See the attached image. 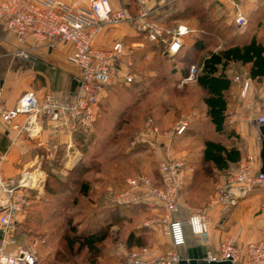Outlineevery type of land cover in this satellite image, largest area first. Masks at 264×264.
Here are the masks:
<instances>
[{
	"label": "rangeland",
	"instance_id": "374dc122",
	"mask_svg": "<svg viewBox=\"0 0 264 264\" xmlns=\"http://www.w3.org/2000/svg\"><path fill=\"white\" fill-rule=\"evenodd\" d=\"M174 5L172 17L166 22V27H162L169 29L184 25L191 30L185 40L184 50L179 54L183 57L178 56L185 62L177 65L172 57H161L159 49L162 47L154 43L150 44L145 39L153 50L151 55L153 63L145 67L138 64L137 77L127 89H119L114 84L115 81L109 85L107 95L98 101V113L92 127L85 133L73 134L76 148L73 147L74 150L68 151L70 154H66L65 161L60 158L48 160L42 157L45 151L39 157L40 167L45 172L37 175L42 178L41 181L44 180L46 183L48 179L52 182L53 177L55 178L52 174L53 169L57 168L59 178L69 184L28 186L23 190L28 194L29 203L17 215L15 235L17 242L23 244L37 239L36 264H119L120 261L125 264L129 252L139 247L128 248L126 253L123 249L126 245L123 239L124 230L118 231L115 227L112 229L111 224L108 226L102 221V211L110 208L101 205L115 204L114 198L125 190L127 178L138 174L155 178L157 162L163 157L173 156L169 153L171 148L172 152L185 150L196 156L192 163L197 165L201 172L197 174V180L193 179L196 181L192 186L198 187L191 192V198L203 199L204 203L197 208L206 207L213 221L212 225L214 224V218L210 214V207L216 201L217 185L214 181L219 176H224L227 181L228 173L220 172L212 164L202 160V143L205 139L214 137L228 144L226 140L228 133H215L203 102L206 93L197 84L195 77L192 80H184V76H180L177 71L182 66L188 69L191 65H195L196 74L199 73V65L210 52L220 51L230 44L248 39L252 35V29L248 27L249 25L245 31L237 27L227 8L216 0H178ZM147 71H155V73H146ZM245 71H248L247 67L239 63L231 62L226 67L227 75L231 78L235 74H244ZM232 87L238 90L239 95V85L233 83ZM255 87L260 94L261 86L256 84ZM235 96L236 93L232 90L226 93L229 103L234 102ZM255 103L251 109L261 111V108H257L261 103ZM149 119L161 132L173 131L178 122L185 120L190 128L187 133H193L194 126L199 129V133L192 135L186 133L183 138L180 137L182 135L177 137L175 134L169 138L164 137L166 147L163 148L162 140H159L155 151L146 143L132 146L131 142L136 136L147 133ZM140 147L153 155L151 164L155 165V169L151 174L141 170L143 161L147 159L145 157H148L147 153L136 154V160L131 159L135 157H129L130 150ZM57 155L60 157V151ZM126 157L130 159L125 160ZM174 158L186 160L184 157L174 156ZM70 163L75 167L73 173L69 172L72 166ZM20 174L8 177L2 173V169L0 172L3 179L17 180ZM83 182L89 185L86 194L80 191V183ZM189 184L184 179L180 194ZM205 186H213V191L210 192L209 187ZM223 203L222 211L227 213L232 203ZM119 225L123 227L124 223ZM96 232H105L106 238L96 243L93 249L81 245L82 241L77 238L79 234ZM142 241L141 247H151L147 239ZM113 257L115 259H112Z\"/></svg>",
	"mask_w": 264,
	"mask_h": 264
},
{
	"label": "built area",
	"instance_id": "2783aa9c",
	"mask_svg": "<svg viewBox=\"0 0 264 264\" xmlns=\"http://www.w3.org/2000/svg\"><path fill=\"white\" fill-rule=\"evenodd\" d=\"M141 1V0H139ZM178 0H156L162 6H171ZM120 7L112 9L109 0H89L87 7H77L66 0H0V22L6 30L16 36L18 41L26 43L31 40L34 46H53L55 42L69 45L66 60L74 64L79 74L75 78L77 84L63 100L53 93H46L38 99L34 92L24 93L12 108H7L2 100L0 86V118L9 123L18 115L24 114L27 122L38 117H46L51 121V142L44 148L48 160H57L59 148L58 136L66 133L69 136L80 130H89L97 115L98 101L102 90L112 83L115 77L124 83L134 80L131 70L130 56L132 48H126L120 40L111 46H95L94 38L104 30L129 22L142 33L151 43L160 45L164 54L176 55L183 46L182 37L191 32L184 25L174 28H164L152 22L147 17L149 11L142 7L138 16L131 18L126 11V0H119ZM234 23L239 28L247 25L244 14L237 12ZM20 57L34 61L26 50L16 53ZM196 77V67L188 68L184 80ZM231 81L239 85V96L245 106L251 108L254 100L248 97L253 81L248 74H235ZM263 98L264 109V79L258 83ZM257 124H264V112L253 118ZM188 122L177 123L173 131L161 132L149 119L146 134H139L131 145L146 143L156 149L160 137H172L181 134ZM141 135V136H140ZM69 150V149H67ZM66 150V151H67ZM61 159V158H60ZM3 154L0 153V172ZM156 177L138 174L126 179L125 190L114 198L115 204L129 205L146 203L152 200L160 202L164 208L162 216L152 217L145 221L146 226L163 224V235L168 236L173 246L185 243L184 228H189L195 237L197 245L203 246L208 240L212 219L206 207L195 209L186 219H173L178 211V200L186 173L192 168L183 158L166 156L156 165ZM30 168V169H29ZM228 182L240 186L243 190L264 188V173L254 170L253 158L230 164L226 171ZM31 167L22 170L20 178L3 179L0 176V264H36L37 239L23 244L17 242V215L28 205V194L23 192L28 186H38L41 178ZM225 203H232L229 193L220 192ZM221 196V197H222ZM264 213V200L260 205ZM44 243V241H40ZM205 258L209 261H230L232 264H264V227L259 240L247 242L241 251L231 236H225L219 242L215 251L206 249ZM182 258L170 250L160 253L153 247L143 246L129 252L125 264H178Z\"/></svg>",
	"mask_w": 264,
	"mask_h": 264
},
{
	"label": "crops",
	"instance_id": "0c3cea01",
	"mask_svg": "<svg viewBox=\"0 0 264 264\" xmlns=\"http://www.w3.org/2000/svg\"><path fill=\"white\" fill-rule=\"evenodd\" d=\"M66 1L72 3L74 6L82 8L87 7L89 2V0ZM216 2L223 4L227 8V12L231 15L233 20L237 12L244 14L247 18V25L240 29L245 31L246 28L248 29V27H251L252 35L249 37L255 36V39L264 45V0H216ZM109 4L114 10L120 7L119 0H109ZM125 6L131 18L138 16L140 8H146L149 11L147 17L148 21L164 27H166V22L172 17V8L174 7L173 5H159L156 0H126ZM166 15H168V18L165 17ZM161 23H164V25ZM188 34L182 37L183 46L176 55L168 56L163 54V56L165 58L172 57L176 60L175 62L177 65H181L182 61L178 56L184 50L185 40ZM118 40L122 41L126 48H132L130 64L135 80L138 74L136 70L138 64L145 67L153 63V56H151L153 55V50L147 45L143 34L139 33L129 22H122L117 26L104 30L94 38L93 44L95 46L108 47L111 46L114 41ZM150 44L152 43L150 42ZM21 50L29 52L34 58V61L18 56L16 53ZM68 50L69 45L63 42H55L51 47L34 46L31 40L22 43L18 41L14 34L8 32L5 26L0 22V86L2 87V100L6 107H14L17 100L26 92H34L38 99H41L46 93L50 92L61 100L65 99L71 91L70 86L72 80L79 74L78 68L66 60ZM246 67L248 71H245V73L249 74V66L246 65ZM146 73L154 74L155 71H147ZM175 75H177V73ZM229 78L231 80V77ZM113 81H115L114 84L121 90L131 86L119 80L118 77H115ZM109 85L102 90L99 99L107 95V88L110 87ZM255 86L256 84H253L250 88L248 97L252 98L254 103L260 102L261 106H257V108H261V111L264 112L263 98L261 94L258 93ZM231 90L233 93H236V99L233 103H228L226 126L234 130L237 135L226 139L228 142L227 145L229 147L235 146L240 150V161L245 160L248 156L252 157L254 170L260 171V124L253 121V118L260 115L262 112H257L253 110V108H247L244 104V100L239 97L238 90L234 87H231ZM254 106H256V103ZM192 130H194L193 133L187 134L192 135L199 133V129L197 130L196 126H194ZM51 133V121L46 117H38L27 122V117L24 114H20L9 123L4 122L0 118V153L3 154L1 165L2 173L8 177L18 176L23 169L30 166L36 173L45 174L43 168L40 167L39 157L43 154L44 148L51 142ZM163 139L164 137L159 138L160 141L162 140V147L165 148L166 143ZM209 139L218 141V139L214 137ZM58 140L60 148L59 158L65 161L66 154H70L68 151H72L76 148L74 137L66 133H60ZM73 147L75 148L73 149ZM171 149L169 151V153L173 155L171 157L175 156L191 159V167L195 171L193 177L187 180V182L190 183L189 186H185L180 194L178 211L172 215L173 219H186L198 206L204 203V201H202L203 199L197 200V198H194L193 200V198H191V192L195 191L198 187L192 185L197 180V174L201 172V169L197 167V165H193L194 163L192 162H194L193 159L196 158V156H194L192 152L185 150L182 152H172L173 150ZM132 157L135 158L131 159L136 160V154L132 155ZM141 159L143 160V158ZM143 162L144 165H142L143 168H141V170H143V172L145 171L144 173L151 174L155 169V165H152L150 161L144 160ZM71 164L72 163H70V165ZM53 172L57 174L58 169H53ZM193 179L196 180L193 181ZM214 183L217 185L215 194L216 201H214V204L210 207V214L214 218V224L211 226L208 240L203 243V246H205L207 250L215 251L223 237L231 236L237 247L243 251L247 242L259 240L261 237V229L264 227V213L260 211V205L264 200V188L243 190L239 185L229 183L228 180L226 181L224 176H219L217 180L215 179ZM44 184V180H42L38 186H44ZM205 187H209L210 192L213 191V186ZM221 191L225 194L229 193L233 197L232 207L227 213L222 211L224 197L219 194ZM151 203V205L137 203V207L130 206L132 204L122 205V207L118 204L101 206L109 208L116 207V209H114V212H116L114 217L115 221H113L110 228L113 229L115 227L118 231H120V229L124 230L123 239H125L126 245L123 249H125L126 253L129 250L128 248L133 249L138 246L136 242L127 244L128 235L132 232L135 237L140 240L141 244H143L142 240L147 239L149 246L155 248L160 253L174 250L181 258H185L189 248L199 246L197 245L195 237L191 234L189 228L185 227V243L182 246L175 247L172 245L170 238L163 235V229L166 228L165 225H144L147 218L161 216L164 212V208L161 206L160 202L152 200ZM223 204H225V202ZM103 211L101 219L108 217L105 211ZM128 213L131 215L129 216ZM123 223V227L119 225ZM116 239L118 238L116 237ZM112 255L114 256L115 254ZM112 259H115V257ZM119 264L123 263L120 261Z\"/></svg>",
	"mask_w": 264,
	"mask_h": 264
},
{
	"label": "trees",
	"instance_id": "16d2710c",
	"mask_svg": "<svg viewBox=\"0 0 264 264\" xmlns=\"http://www.w3.org/2000/svg\"><path fill=\"white\" fill-rule=\"evenodd\" d=\"M174 4L173 6H175ZM171 15H173V12ZM167 16L168 15H166L165 17L168 18ZM161 24L164 25V23ZM199 47L201 48V46ZM159 50H161L160 52L161 57H164L163 48ZM182 57L179 56V58ZM183 62L185 61H182V63ZM231 62L239 63L244 66L248 65L249 77L252 79L254 84H258L260 80L264 79V45L258 42L255 39V36L251 38L249 37L246 40H240L239 42L230 44L229 46L223 48L220 51L210 52L209 55L206 58H204L201 64L199 65L200 72L196 74L195 80L197 84L206 93V96L203 99V102L206 106V115L209 118L215 133L224 134L227 132L228 138L235 137L237 135L234 132V130L229 129V127L226 126V113L228 110V103H229L226 98V93L230 91L232 87V82L226 73V67ZM178 72L180 76L185 77L188 73V69L182 66L180 67ZM134 81L135 80H133L128 84L131 85ZM188 127L189 126L187 125L186 129L181 134H175V136L186 135L187 131L190 129ZM87 131L80 130L77 132L76 135L85 133ZM130 151H131V155L129 156L130 158L134 154H139V153L143 154L144 152L148 154L147 155L148 157H145L147 158L146 161L148 160L151 162L152 160L151 158H153L152 153H148V151L143 147L136 148L135 150L133 151L130 150ZM201 157L204 161L212 164L216 170L223 172V171H227V168L230 164L239 162L241 158V154H240V150L235 146L229 147L227 144H224L219 140L217 141L213 139H205L203 141ZM130 158L126 157L125 160L126 159L129 160ZM186 163L190 166L191 159L186 158ZM74 171H75V167L69 170L70 173H73ZM194 173L195 171L193 169L191 171H188L185 176V182H187V180L193 177ZM52 174L55 176V178L53 177L52 182H50V180L47 179L44 186H49V185L64 186V184L66 186L69 184V183L66 184V182H64L65 180L60 179L58 174H55L53 172ZM88 186L89 185L87 182L80 183V191L82 194L87 193L89 189ZM130 206L137 207V204L136 205L132 204ZM114 209H116V207L110 208L109 210H104L108 217H104L105 219L102 220H104L103 222L108 226L110 224L111 225L113 224V218L115 217L116 214V212H114ZM128 214L129 216L131 215L130 213ZM77 238L82 241L81 245L89 249H93L96 243H99L106 238V234L105 232L103 233L96 232L87 235L79 234L77 235ZM133 242H136L138 244L137 247L142 246L140 240L137 237H135L134 233L131 232L128 235L127 244Z\"/></svg>",
	"mask_w": 264,
	"mask_h": 264
},
{
	"label": "water",
	"instance_id": "95a60500",
	"mask_svg": "<svg viewBox=\"0 0 264 264\" xmlns=\"http://www.w3.org/2000/svg\"><path fill=\"white\" fill-rule=\"evenodd\" d=\"M77 82L75 79L72 80L70 90L73 91ZM259 132L261 135V148H260V172L264 173V124L259 126ZM76 163V162H75ZM75 165V164H74ZM72 166L70 169H72ZM69 169V170H70ZM206 247L196 246L187 250V256L182 258L178 264H232L230 261H209L205 258Z\"/></svg>",
	"mask_w": 264,
	"mask_h": 264
}]
</instances>
